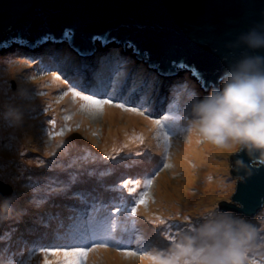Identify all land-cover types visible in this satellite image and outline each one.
Segmentation results:
<instances>
[{"label": "rangeland", "instance_id": "1", "mask_svg": "<svg viewBox=\"0 0 264 264\" xmlns=\"http://www.w3.org/2000/svg\"><path fill=\"white\" fill-rule=\"evenodd\" d=\"M14 46H18V43H10L5 51L0 53V105L14 100L18 88L25 89L30 98L25 106L24 121L20 126L10 127L0 120V194H14L18 207L24 210L23 215L19 218L0 222V255H3L4 259L12 257L15 261L25 260L33 241H39L43 246H49V236L53 235L61 224L64 226L63 230H67L72 223L70 218L76 217L81 213V210L90 208L93 202L97 203V207L103 205L100 207V216H109L110 209L119 206V198L122 194L116 192L113 196L111 186L128 178V173L132 178L154 177L150 189L151 199L148 201L147 209L145 210L141 206L137 217L136 233L143 239L136 241L135 234H133V243L130 245L147 253H150L153 248H166L171 241L168 237L175 238L178 231L195 220L201 209L214 206L219 198L231 194L236 175L234 172L231 174L230 171V149L215 146L207 149L205 153L201 152L211 144L199 142V138L194 132L189 134L181 119L179 124L182 130L173 132L170 138L168 163L171 167L165 168L162 140L155 137L150 124L143 127L142 123L146 122L143 117L122 113L117 108L107 106L103 115L88 116L79 110V101L73 103L71 94L63 96V92L67 90V83L57 81V85L50 88L52 72H56L61 81H67L70 76L64 74L59 60H56L55 63H58L60 67L54 68L50 67L47 61L40 59V55L44 51L42 48L46 45L32 50L37 53L36 56L29 55V58L33 60L20 54L10 53L15 50ZM70 48L73 50L72 46ZM129 48L112 44L101 45L95 52V56L101 50L110 49L117 54L116 61H120L122 66L129 63V70H133L138 63L140 65L136 68L137 71L144 68L146 76L149 78L165 79L162 74L149 72L145 62L137 59L135 51L131 47ZM11 54L12 57L8 56ZM71 55H74L72 51ZM79 58L81 60L78 64L79 76L89 77L95 68L91 57L79 56ZM135 61L136 63H134ZM120 70L121 68L115 70L113 75ZM124 71L128 70L124 69ZM180 74L182 76L179 82L182 85L189 79V75L187 71ZM179 75L166 80L169 84H173L178 80ZM25 78L29 82L24 81ZM78 78L80 77L74 76V79ZM191 80L194 82L192 84L195 88H190V90H195L200 96L208 94L210 89L206 90L199 86L193 78ZM148 83L151 94V83ZM174 88H177L176 85L171 90ZM170 92L172 91L165 90L164 93L150 98L159 110L154 118H159L167 112L165 108H168L170 100L178 101L177 96L170 95ZM47 94L51 95L52 100L47 99ZM61 96H63L62 99H60ZM186 104L187 99L185 104L179 106L181 117L187 111V106H184ZM110 111L114 113L113 119L108 117ZM65 116H71L72 119L65 121ZM133 117L142 120H134ZM51 119H55V130L57 131L65 123L72 125L79 123L80 127L78 129L73 127L72 131L66 132L63 137L49 138L47 133L53 130V126L48 123ZM117 124L123 127L119 133L114 131ZM110 128L113 130H109ZM93 131L97 135H92ZM133 131L142 133L145 138L143 144L133 143L130 145L133 151L147 153V155L136 158L141 163L132 168L123 167V163L127 162L124 160V156L129 149H124L121 157L115 161L103 159L105 151L111 152L113 145L119 147L124 143L125 132L131 134ZM60 139H63L65 143L56 147ZM66 144H75L77 147L72 145L68 148ZM195 149L196 151L193 152ZM217 149H223L225 152L222 153L224 158H216L223 164L220 182L214 186L217 177L209 168L208 161L211 159V154ZM107 169H112V174L113 172L115 174H111L112 177L110 175L101 177L100 173ZM89 172H92L93 175L90 176ZM73 173L79 174L77 182L69 191L61 193V199L56 204L52 203V197L56 195L46 196L43 189L46 186L58 187L59 182H67ZM98 180H106L105 185L99 184ZM208 180L212 184L210 190L205 187ZM75 192L82 193L88 203H82L78 197H73L72 194ZM123 194L126 195V193ZM37 201L42 202L37 203ZM41 211L45 212V215L39 213ZM233 213L258 224L257 217L264 216V208L254 217H246L242 212ZM154 214L166 219L168 224H153ZM33 218L45 226L38 231L36 238L29 236V232L33 228L30 221ZM116 219L121 220L122 214L116 216ZM8 221L11 225L10 229H6ZM44 229H50L47 239L42 236ZM17 233L20 237H17ZM17 238L24 245L13 249ZM125 238L127 239V237ZM41 259L40 256H33L31 264H39ZM253 260L256 261V264H264V261L258 256L253 257ZM89 264H151V261L145 256L124 258L117 253L115 245H109L107 249L91 253Z\"/></svg>", "mask_w": 264, "mask_h": 264}, {"label": "clouds", "instance_id": "2", "mask_svg": "<svg viewBox=\"0 0 264 264\" xmlns=\"http://www.w3.org/2000/svg\"><path fill=\"white\" fill-rule=\"evenodd\" d=\"M110 41L107 45H121L130 49L121 39L112 38ZM12 42L18 43V46H14L15 50L10 53L23 56L27 53L25 57L28 59H30L28 54H37L32 50L46 45L42 48L44 51L40 59L47 61L50 67H54L51 65L56 60H53L55 53L48 52L55 50L58 54H63L62 61L59 60L60 65L66 74L72 73L71 77L92 80L97 72L103 71L106 75H113L114 71L118 70L115 68L117 54L113 50H101L95 56V52L102 45L99 41L91 51H85L67 41L53 42L41 38L31 42L23 39L1 45L0 53H3ZM131 43L137 49L136 45ZM226 47L231 54L222 57L225 68L217 78V86L213 82L204 83L202 78L198 79L187 69L168 70L156 65L153 67L154 64L145 55L142 56L140 51L139 54L135 51L136 58L145 62L149 72L162 74L165 79L149 78L144 68L137 71L136 68L140 65L138 63L133 70H129V63L123 65L119 71L121 73L119 78L122 80L125 92L135 88L138 95L143 94L151 98L164 93L165 90L172 91L170 95H176L178 86L181 85L179 79L182 75L179 73L187 71L189 79L183 84L186 83L189 89L195 88L191 78L204 89H210L204 96L192 90L188 97L184 95L179 97V105L187 99V111L182 114L187 132L189 134L194 132L199 142L230 149L229 155L244 150L251 158L252 165H264V55L255 51L264 49V21L257 22L238 33L235 39L226 43ZM71 51L74 55H71ZM8 56L12 57V54ZM46 56L51 60L45 58ZM79 56L91 57L94 63L95 68L89 77L79 76L80 70L70 67L72 60L77 59L81 62ZM124 69L128 71L123 72ZM177 75L179 78L173 84H169L166 80ZM148 82L151 83V94ZM175 85L177 88L171 90ZM29 98L25 89L18 88L15 100L0 105V120L10 127L20 126L25 118V106ZM236 166L244 168L245 173L250 174V169L244 161L237 160ZM242 178L237 177V179ZM234 191L235 184L232 193ZM221 200L231 201V194ZM219 201L214 206L201 209L195 220L178 231L166 248H153L148 256L151 264H253V257L257 256L264 261V216L257 217L258 224H254L245 217L233 213L239 211L219 210ZM237 206L242 207L238 202ZM263 208L264 206L258 212ZM23 212L24 210L18 207L14 194H0V222L19 218ZM245 215L252 216V214Z\"/></svg>", "mask_w": 264, "mask_h": 264}, {"label": "water", "instance_id": "3", "mask_svg": "<svg viewBox=\"0 0 264 264\" xmlns=\"http://www.w3.org/2000/svg\"><path fill=\"white\" fill-rule=\"evenodd\" d=\"M260 21L264 0H0V46L36 42L48 34L60 38L71 28V43L91 51L98 42L92 37L108 34L126 45L133 42L156 66L175 70L174 62H183L204 83L217 86L225 68L222 57L230 51L226 43ZM255 51L264 55V49ZM230 158L235 191L231 201L217 200L219 209L253 215L264 206V165H252L244 150ZM237 160L244 161L250 174L236 166Z\"/></svg>", "mask_w": 264, "mask_h": 264}, {"label": "snow or ice", "instance_id": "4", "mask_svg": "<svg viewBox=\"0 0 264 264\" xmlns=\"http://www.w3.org/2000/svg\"><path fill=\"white\" fill-rule=\"evenodd\" d=\"M73 35L72 29L66 28L59 39L52 34H48L42 39L71 43ZM92 40L93 42L99 41L102 45H107L111 42L108 34L94 35ZM127 47L133 48L139 54V49H136L131 42L127 44ZM230 54L231 52L229 51L225 57ZM51 66L60 67L55 62ZM152 66L155 67V65ZM121 67L122 63L117 61L115 68L119 69ZM174 67L190 70L198 79L201 76L194 67H190L183 62L178 64L174 62ZM120 76L121 73L119 71H116L115 75H106L103 71H100L95 74L92 80L68 77L67 81H61L60 76L56 72H52L51 74L52 81L67 83V90L63 92V96L71 94L73 103L79 101V110L90 117L103 115L106 106L117 108L122 113H131L143 117L151 125V130L154 132L155 137L158 140H162L164 167H171L168 163L170 138L173 132L182 130L179 124L182 117L179 115L177 101H173L168 105V111L164 115L154 118L159 111L155 103L146 95H138L135 88L125 92L123 83L119 78ZM203 86L206 87L205 84ZM178 89L176 92L177 100L181 95L188 97L192 91L187 87L186 83L179 85ZM64 119L65 121H69L72 117L65 116ZM48 123L53 126V130L47 133L49 138L63 137L66 132L72 131L73 127L77 129L80 127L79 123L75 125L65 123L57 131L55 130V119L49 120ZM92 135H97V133L93 131ZM124 135V143L119 147L113 145L111 152L105 151L103 159L115 161L121 157L124 149H129L124 156V160L127 162L123 163V167L132 168L141 163L136 158L147 155V153L133 151L130 145L133 143L143 144L145 138L142 133L135 131L131 134L125 132ZM64 143V140L60 139L56 147H60ZM88 174L90 176L93 175L92 172ZM111 174L112 169H107L106 171H102L100 176L103 177ZM78 175V173H73L67 182H59L58 187L46 186L43 189L45 195H57L69 191L77 182ZM153 180L154 177L143 179L129 177L122 179L118 184L111 186L112 191L121 192L122 194L119 198V206L110 209L109 216H100V207H103V205L97 207V203L93 202L91 207L85 208L83 213L70 218L72 223L67 230H63V224L60 225L53 233L51 245L43 246L39 241H33L29 248L28 257L25 260L15 261L12 257L6 260L3 255H0V264H31L33 256L42 257L39 264H89V255L91 253H98L101 249H107L109 245H115L117 253L124 258L139 256L148 258L149 253L142 249L133 248L130 245L133 243V234H135L136 241H142L143 239L136 233L137 217L139 216V208L141 206L145 210L147 209L148 201L151 199L150 189L153 185ZM123 193H126V195ZM72 195L73 197H78L82 203H88L82 193L75 192ZM40 202L42 201H37V203ZM120 214H122V219L118 221L116 216ZM154 216L155 218L152 219L153 224H168L166 219L155 214ZM168 239L172 240L174 237L169 236ZM253 264H256L255 260H253Z\"/></svg>", "mask_w": 264, "mask_h": 264}, {"label": "bare ground", "instance_id": "5", "mask_svg": "<svg viewBox=\"0 0 264 264\" xmlns=\"http://www.w3.org/2000/svg\"><path fill=\"white\" fill-rule=\"evenodd\" d=\"M23 39V38H22ZM4 75V74H3ZM6 80V79H5ZM24 81H26V82H29L28 81V79H23ZM57 85V81H52V78H51V85H50V88H54L55 86ZM11 97H13V96H11ZM10 97V98H11ZM16 98L14 97V100H15ZM47 99L48 100H52L51 99V95L50 94H47ZM6 104V103H5ZM108 117L110 118V119H113L114 118V113L112 112V111H110L109 112V114H108ZM133 119L134 120H142L141 118H135V117H133ZM148 124H149V122L148 121H146L145 123H142V125H143V127H146V126H148ZM122 126L120 125V124H117V128L114 130L115 132H117V133H119L121 130H122ZM109 130H113V129H109ZM74 146V147H77L75 144H66V147H71V146ZM213 147H215L214 145H208L207 147H206V149H204L203 151H201V152H207V149H211V148H213ZM190 148H195V147H190ZM196 151V149L193 151V152H195ZM225 152V150H223V149H217V150H215V152H213L212 154H211V159L208 161V164H209V168L210 169H212L213 170V172L215 173V177H217L216 179H215V181H214V186H216V185H218L219 184V182H220V175H221V166H222V164H223V162L222 161H219V160H217L216 158H224V156L222 155V153H224ZM192 154V153H191ZM219 176V177H218ZM127 177L129 178L130 177V173H128V175H127ZM100 184H101V182H99ZM211 186H212V184H211V181H207L206 182V184H205V187H206V189L207 190H210V188H211ZM213 186V187H214ZM38 228H39V226H35L34 227V231H35V233H37V231H38ZM47 235H48V230L47 229H44V231H43V233H42V236L44 237V239H47ZM21 236H22V234H21ZM17 237H20V235H17ZM17 240H18V238H17ZM15 242H16V240H15ZM23 244V243H22ZM22 244H20V245H22ZM12 246V245H11Z\"/></svg>", "mask_w": 264, "mask_h": 264}, {"label": "trees", "instance_id": "6", "mask_svg": "<svg viewBox=\"0 0 264 264\" xmlns=\"http://www.w3.org/2000/svg\"><path fill=\"white\" fill-rule=\"evenodd\" d=\"M106 166H107V164H106ZM90 168V167H89Z\"/></svg>", "mask_w": 264, "mask_h": 264}]
</instances>
